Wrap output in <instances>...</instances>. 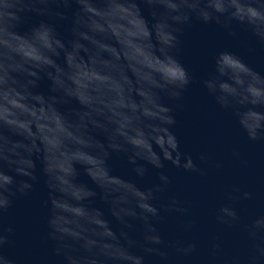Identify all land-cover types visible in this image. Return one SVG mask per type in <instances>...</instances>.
Segmentation results:
<instances>
[{"label":"water","instance_id":"obj_1","mask_svg":"<svg viewBox=\"0 0 264 264\" xmlns=\"http://www.w3.org/2000/svg\"><path fill=\"white\" fill-rule=\"evenodd\" d=\"M215 3L0 5L2 264H264V0Z\"/></svg>","mask_w":264,"mask_h":264},{"label":"clouds","instance_id":"obj_2","mask_svg":"<svg viewBox=\"0 0 264 264\" xmlns=\"http://www.w3.org/2000/svg\"><path fill=\"white\" fill-rule=\"evenodd\" d=\"M4 3H5V0H0V5H3ZM85 3H86V0H85ZM171 6L173 8L175 7L174 4L171 5ZM215 7L218 10H222V8H223V0H216ZM248 13L250 14V16L252 18H261L262 15H264V14H261L259 11L255 10V9L248 10ZM3 14L4 13H3L2 9H0V18L3 17ZM205 18H207V17L205 16ZM36 30L42 31L44 34H47L48 32L51 31L50 27L47 24H44V23L36 25ZM6 43H7V41L5 39V35L3 33V30L0 29V48H2ZM224 59L227 60L229 63H236L235 61H230L227 56H225ZM2 68H3V63L0 62V69H2ZM168 75L171 78L175 79V78H182L184 74H183L182 70L177 67L175 69V71L169 73ZM2 176H3V173H0V177H2ZM30 188H31V184L25 183L19 189V191L23 194V193H25L26 189H30ZM245 195H247V193ZM10 204H11L10 199L5 197L3 195V193H0V209L6 208ZM231 215H232L233 218H236V213L235 212H232ZM262 227H264V219L256 221L254 226H253V229L251 230V235L255 236L256 235V231L258 229L262 228ZM9 231H10V229H9ZM5 239L6 238L4 236L0 235V244H3ZM191 247H193V246L189 245V248H191ZM187 250L188 249H185V251H187ZM56 251L59 253L61 251V249L58 247L56 249ZM259 251H260L261 254H264V247H259ZM0 264H2V261H0ZM138 264H139V262H138Z\"/></svg>","mask_w":264,"mask_h":264}]
</instances>
